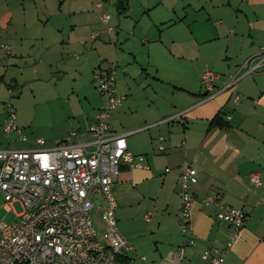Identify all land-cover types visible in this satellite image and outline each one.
<instances>
[{"label": "crops", "instance_id": "obj_1", "mask_svg": "<svg viewBox=\"0 0 264 264\" xmlns=\"http://www.w3.org/2000/svg\"><path fill=\"white\" fill-rule=\"evenodd\" d=\"M211 1L210 8L200 9L206 12L208 20L215 19L214 23L201 26L195 20L186 28H178L168 41L169 61L189 62L195 68L194 84L187 81L183 85L170 84V88L174 87L172 94L169 92L171 102L168 100V107L154 113L152 109L147 114L139 112L130 92L135 91L133 79L121 71V82L130 84L131 88L116 85L118 92L126 97L125 103L112 112L111 131L127 134L129 150L145 154L149 168L120 169L113 186L117 200L116 217L129 224L139 221L144 211L157 206L161 211L150 230L157 236V251L152 260L166 258L184 242L177 214L182 165L190 162L198 177L193 187L196 199L189 230V236L196 240V244L185 248L182 264H208L202 259L204 251L227 246L228 225L215 220L211 208L204 207L200 201L202 196L216 194L224 203L241 208L247 214L246 224L224 264H264L262 188L253 186L249 180V174L257 172L264 181V65L237 83V103L234 90L220 89L229 74H236L248 58L264 49V0ZM84 2L0 0V42L11 46L10 56L0 58L2 78L8 74L10 65L14 67L18 62L27 63L37 57L42 62L45 58L66 54L72 47L84 46L80 32L87 34L85 18L91 12L81 7ZM77 15L81 18L80 23L73 21ZM67 21L73 22L70 28L65 27ZM65 30H68L66 41L63 39ZM88 42L94 43L90 41V35ZM137 61L146 71L143 60ZM31 67L35 72V65ZM206 69L220 76L215 83L216 93L211 98H204L206 91L200 81ZM104 103L105 100L99 103L98 108ZM218 112H222L230 123L228 128H209V122ZM167 117H174L170 122H179L180 125L158 134L165 139L164 151L157 148L159 138L156 141L149 135L146 141L140 140L139 133L165 125L168 122L160 121ZM166 167L170 168L169 172H165ZM150 212L152 215L145 217L148 222L154 215L153 211ZM123 235L127 236L126 233Z\"/></svg>", "mask_w": 264, "mask_h": 264}, {"label": "built area", "instance_id": "obj_2", "mask_svg": "<svg viewBox=\"0 0 264 264\" xmlns=\"http://www.w3.org/2000/svg\"><path fill=\"white\" fill-rule=\"evenodd\" d=\"M99 10L102 0H96ZM110 15L100 14L105 26L90 34L93 42L102 33L110 34ZM11 54V46L0 42V58ZM264 65V49L248 58L236 74H229L221 90H234V101H239L235 91L237 83L254 74ZM219 74L206 69L201 74V84L206 91L204 98L215 95V83ZM93 81L99 95L105 99L85 131L74 130L71 140H62L53 147L29 150L0 148V212L13 214L14 219L5 221L0 217V264H126L139 258L128 239L120 232L117 217V200L113 186L122 167L148 169L145 154L129 150L127 134L111 131L112 112L125 100L116 88L113 65L99 67L93 73ZM9 93L11 88H9ZM7 116L3 126L6 137L13 132L19 140L25 135L16 124V111L6 104ZM167 117L160 122H170ZM158 122V123H160ZM164 137H159L158 150L164 151ZM38 145L44 141L38 139ZM170 168L166 167L165 172ZM255 187L262 188L264 181L257 172L249 174ZM198 182L197 170L190 162L182 165L180 178V209L177 222L183 244L154 264H182L187 246L196 240L189 236L191 211L196 196L193 191ZM201 204L212 208V217L228 225L227 246L208 249L202 259L208 264H224L230 248L234 245L247 221L246 212L224 203L219 194L205 195ZM20 205L17 211L15 204ZM152 213H147L149 218ZM144 262L145 257H140Z\"/></svg>", "mask_w": 264, "mask_h": 264}, {"label": "rangeland", "instance_id": "obj_3", "mask_svg": "<svg viewBox=\"0 0 264 264\" xmlns=\"http://www.w3.org/2000/svg\"><path fill=\"white\" fill-rule=\"evenodd\" d=\"M195 1L128 0L127 9L123 10L118 9V0H102V8L99 10L96 0H85L81 7L91 12L85 18L88 25L87 34L80 32V40H84V46L72 47L66 54L62 53L51 59L45 58L42 62H39L40 58L37 57L27 63L18 62L14 67L10 65L4 79L0 72V148L29 150L53 147L62 140H71L69 135L72 131H85L83 129L90 124L97 105L105 100L97 92L93 81V73L99 67L114 66L118 87L122 84L123 88H131L130 84L121 82V71L132 77L135 91L130 92L135 100L134 107L138 108L139 112L147 114L149 109H152L154 113L168 107V100L171 102L169 92L172 94L174 87L170 88L171 85H183L184 81L195 83L193 65L189 62L169 61L171 54L168 41L178 28H186L195 20L201 26L215 21L208 20L206 12L200 9L210 8L212 1ZM104 12L110 15L109 25L113 27V31L110 34L102 33L91 44L88 42L89 35L105 28L100 21V14ZM73 21L80 23L81 18L77 15ZM72 23L67 21L64 24L66 28H70ZM68 30L63 33L64 41L68 40ZM69 43L72 46V42ZM135 57L137 60H143L146 71L141 69ZM33 65L35 72L31 71ZM11 75L14 78L10 79ZM199 86L201 89V85ZM202 89L204 91L203 86ZM7 103L15 109L16 124L25 135L26 141L19 140V134L16 132L11 133L9 137L5 136L3 126L8 115ZM176 124L180 125L179 122H168L141 132L138 136L142 142L146 141L149 135L157 141L159 135H162L160 132L173 130L172 127ZM38 139L43 140L44 144L38 145ZM14 206L20 211L18 203ZM150 211H153L154 215L148 222L144 215ZM160 211L157 206H153L142 213L139 221L129 224H126L123 218L117 219L119 230L127 234L126 237L135 250V253L129 252V256L139 255V258L128 260L126 264H143L144 261L140 257H145L147 264L156 262L152 260V256L157 251V236L150 230ZM0 217H4L5 221L15 218L13 214H6L4 209L1 210Z\"/></svg>", "mask_w": 264, "mask_h": 264}, {"label": "trees", "instance_id": "obj_4", "mask_svg": "<svg viewBox=\"0 0 264 264\" xmlns=\"http://www.w3.org/2000/svg\"><path fill=\"white\" fill-rule=\"evenodd\" d=\"M117 6L119 8H123V10L127 9V0H118ZM126 5V6H125ZM230 126V123L227 122L224 117L222 112H218V114L211 119L209 122V128H223L226 129Z\"/></svg>", "mask_w": 264, "mask_h": 264}]
</instances>
